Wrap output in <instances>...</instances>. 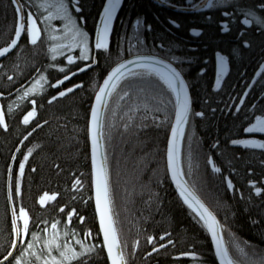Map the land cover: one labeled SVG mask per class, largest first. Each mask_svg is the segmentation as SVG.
Segmentation results:
<instances>
[{"label":"trees","instance_id":"1","mask_svg":"<svg viewBox=\"0 0 264 264\" xmlns=\"http://www.w3.org/2000/svg\"><path fill=\"white\" fill-rule=\"evenodd\" d=\"M21 1L24 33L0 60V259L15 241L7 190L11 164L21 233L15 254L3 264H53L50 255L57 264H109L93 202L88 119L107 71L128 54L141 52L168 58L184 74L192 99L181 150L184 176L219 219L233 262L260 264L264 148L240 141L252 135L264 140V133L247 130L264 115V67L257 73L264 61V0H212L196 12L169 9L153 0H65L89 34L92 66L78 56V49L74 55L53 49L39 0ZM166 1L188 6L199 0ZM112 4L108 45L95 47L99 21ZM29 15L40 30L35 42L28 32ZM17 24L12 0H0V49L13 40ZM217 54L228 62L218 88ZM31 110L34 115L25 121ZM174 111L171 86L150 68L123 75L106 106L109 195L126 264H218L205 225L177 193L167 171L166 142ZM44 193L55 197L42 204ZM21 208L27 213V231ZM65 249L74 258L64 260L60 251ZM71 249L84 254L77 256Z\"/></svg>","mask_w":264,"mask_h":264},{"label":"water","instance_id":"2","mask_svg":"<svg viewBox=\"0 0 264 264\" xmlns=\"http://www.w3.org/2000/svg\"><path fill=\"white\" fill-rule=\"evenodd\" d=\"M153 1L169 9L186 11V12H196L205 9L212 0H199L195 4L188 6H179L176 4H172L166 0H153ZM12 2L17 9L18 24L23 25V27L20 28L19 33H17L16 31V34L13 38V40H15V43L14 44L12 43L13 40L9 43L12 44V47L9 48L8 47L9 44H8L7 46L1 48V49L7 48V51L0 52V60L5 56H7L8 54H10L16 48L25 30L26 13L23 3L21 0H15V2L14 0H12ZM101 27H102V19L99 21L98 27L95 32V36H94L95 47H97V45L100 43ZM90 65H92V63ZM153 66H157L165 70V72L169 75L170 79H168L166 75L161 74ZM136 68H150L158 72L169 83V85L171 86L174 92L175 111L170 126V130L168 133V138L166 142V151H165L167 171L177 193L193 209V211L199 216V218L205 225L218 264H227V260L225 259L224 255H222L221 252L218 250V245H222L223 249L228 254L220 221L217 218V216L214 214V212L211 210V208L208 206V204L190 186L186 177L184 176L182 169V164H181L182 143H183V137L189 120V114L192 105L189 84L184 74L180 70V68L173 61L159 54L148 53V52L129 54L124 58H122L121 60H119L117 63H115L107 71V73L101 80L95 92L89 113L88 139H89V147H90L93 202L97 215L99 233L102 239V243L108 263L111 264V260L109 258L108 249L105 247L104 233L101 228L100 208H98L97 199H96V193H97L96 173L97 170H99L101 167H103L107 188H108V209L112 217L113 225L114 228L116 229V234H117L118 243L115 250L123 253V249L120 242L116 222L114 219L110 195H109V184H108L106 156L104 149V137H103L104 116L110 94L113 88L115 87L116 83L123 75ZM12 165L13 164L10 165L8 172L7 190H8L10 214L14 222V228H15V241L9 254L4 258L0 259V264L7 262L15 254L19 244V240L21 238V233L17 222L16 209L13 203L12 193H11ZM201 205H203V207H201ZM205 209H207V212L205 211ZM209 213L211 214V216L208 215ZM213 218L215 222V235L213 234L212 229L209 227L210 223L213 222ZM24 228H25V224H24ZM228 257L230 258L229 254ZM123 264H126L124 253H123ZM233 264L235 263L233 262Z\"/></svg>","mask_w":264,"mask_h":264},{"label":"rangeland","instance_id":"3","mask_svg":"<svg viewBox=\"0 0 264 264\" xmlns=\"http://www.w3.org/2000/svg\"><path fill=\"white\" fill-rule=\"evenodd\" d=\"M39 7L43 11L42 18L48 29L51 31L52 45L54 48L64 49L74 55L73 52L78 49V56L83 60H87L86 64L93 63V48L91 40L87 31L79 24L77 19L73 17L74 14L69 10L65 0H39ZM107 6V5H106ZM114 4L110 5L111 15L106 12L102 15V27L100 31V43L103 46L100 48H106L108 45L109 27L111 24V16L114 13ZM100 19V20H101ZM129 55V54H128ZM216 68H215V80L214 87L218 88L227 73L228 62L227 59L221 55H216ZM264 67V61L260 65L257 73ZM1 106V105H0ZM30 112H33L31 110ZM28 112V113H30ZM28 114H26L27 116ZM33 116V115H31ZM31 116L29 118H31ZM28 118V119H29ZM247 130L253 134L264 133V115L257 116L255 120L247 127ZM241 144L264 148V140L256 135H252L240 141ZM25 160V159H24ZM24 160L21 165L24 167ZM19 165V174L23 171ZM47 194V195H45ZM55 194L44 193L40 197V202L46 203L50 199H53ZM235 247L239 249V244L236 242ZM70 260V259H67Z\"/></svg>","mask_w":264,"mask_h":264},{"label":"snow or ice","instance_id":"4","mask_svg":"<svg viewBox=\"0 0 264 264\" xmlns=\"http://www.w3.org/2000/svg\"><path fill=\"white\" fill-rule=\"evenodd\" d=\"M14 2H15V0H14ZM106 10H107V14L111 15V8L109 6H106ZM28 19L31 21V25L28 27V32L31 34L32 41L35 42L36 37H38L40 35V30L36 27L35 20H33L30 15H29ZM21 27H23V25L17 24V26H16L17 33H19ZM12 43L14 44L15 40H13ZM102 46H103L102 44L97 45V47H102ZM8 47L9 48L12 47V44H9ZM4 51H7V48L0 49V52H4ZM69 59L71 60V57ZM69 74H71V73H69ZM65 79H67V77H65ZM56 83L59 84L60 81L57 80ZM73 87H75V85H73ZM65 91H70V89H65ZM63 94H64L63 92L57 93V95H63ZM31 115H34V111L28 113V115L25 116V121H27V119ZM234 143H235V141H234ZM22 167H23V165H21V168ZM96 188H97V193H96L97 205H98V208H100L101 228H102L103 233H104L105 247L108 249L111 264H123V253L115 250L117 247L118 240H117L116 229L114 228L112 217H111L109 209H108V188H107V183H106V178H105L103 167H101L99 170H97ZM257 191H259V189H257ZM45 195H47V194H45ZM41 203H43V200H41ZM101 205H102V207H101ZM201 207H203V205H201ZM205 211L207 212V209H205ZM20 215H21V218L24 220V224H25L24 231H27V223H28L27 213L25 212V210L23 208L20 209ZM68 215L71 216L72 213L69 212ZM208 215L211 216L210 213ZM81 219H83V218H81ZM52 227L55 229L56 224L53 223ZM209 227L212 229L213 234L215 235L214 218H213V222L210 223ZM45 231H46V229H45ZM33 235H36V234L33 233ZM151 239L152 238L149 237L150 241H151ZM52 243L55 244L56 248L59 250V248H60L59 242L53 240ZM78 243H81V242L78 241ZM218 250L221 252L222 255H224L225 259L227 260V264H233V260L228 257V254L223 249L222 245H218ZM52 251H53V249L51 247H49L48 252L51 253ZM68 251H69L68 249L60 251V256L64 260L74 258L73 256H70L67 254ZM70 251L77 256H83V254H84L83 252L76 253L75 249H71ZM84 251L90 252L91 248H85ZM185 255H189V254H185ZM191 255H194V254H191ZM49 259L53 262V264H57V257L55 255H50ZM44 264H48V260H45ZM60 264H62V261L60 262ZM260 264H264V260H261Z\"/></svg>","mask_w":264,"mask_h":264},{"label":"bare ground","instance_id":"5","mask_svg":"<svg viewBox=\"0 0 264 264\" xmlns=\"http://www.w3.org/2000/svg\"><path fill=\"white\" fill-rule=\"evenodd\" d=\"M156 70H158L161 74L166 75L168 79H170L169 75L160 67L153 66Z\"/></svg>","mask_w":264,"mask_h":264},{"label":"flooded vegetation","instance_id":"6","mask_svg":"<svg viewBox=\"0 0 264 264\" xmlns=\"http://www.w3.org/2000/svg\"><path fill=\"white\" fill-rule=\"evenodd\" d=\"M94 59H95V58H93V60H94ZM93 64H94V62H93ZM93 64H92V65H93ZM92 65H91V66H92Z\"/></svg>","mask_w":264,"mask_h":264}]
</instances>
